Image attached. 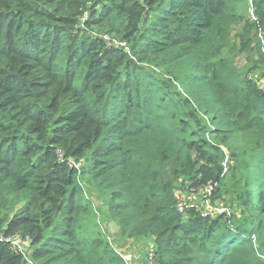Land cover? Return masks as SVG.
Here are the masks:
<instances>
[{"label":"trees","instance_id":"1","mask_svg":"<svg viewBox=\"0 0 264 264\" xmlns=\"http://www.w3.org/2000/svg\"><path fill=\"white\" fill-rule=\"evenodd\" d=\"M263 78L264 0H0V264H264ZM213 186L243 219L180 204Z\"/></svg>","mask_w":264,"mask_h":264},{"label":"rangeland","instance_id":"2","mask_svg":"<svg viewBox=\"0 0 264 264\" xmlns=\"http://www.w3.org/2000/svg\"><path fill=\"white\" fill-rule=\"evenodd\" d=\"M245 7H241L239 12L245 16V19H251L252 20V15L250 13V10L247 11ZM245 11H247L246 14ZM241 24L242 22L235 26L233 31H232V38L235 36L237 32L240 31L241 29ZM91 36L93 37H100L102 38L106 44H111V45H118L121 44L119 36L116 34H109L106 33L99 35L97 29H95V32H91ZM230 61L232 64L238 68H244L246 69L245 66V57L244 56H238L237 53H233L230 55ZM258 74V72H251L252 76H255ZM227 159L224 161L223 165H227ZM217 187H209L206 189L203 188H184V190H180L177 193L178 198L181 201V205L183 206H188V207H199L205 211V213L216 216L221 214L222 212H225L228 217L233 216L236 218L243 219L244 218V213L246 212L244 208H241L239 206V202L236 199V197L232 196L230 194L231 190L226 186L222 187L221 189L217 190ZM217 191H219L217 193ZM215 192V194H213ZM85 193H93L96 195V193L93 191L92 188L88 191L86 190ZM93 201L96 205V208L99 209L98 213H95L96 217V224H98L99 227L102 229L108 228V224L110 220L107 217V207L104 205L102 201H99L97 199L93 198ZM24 202H21L19 205H17L13 210H12V204L10 199H0V213L1 214H8L10 215L9 218H11L14 215V211L20 209L23 206ZM110 232V231H109ZM118 233V232H116ZM115 233V234H116ZM113 234V235H115ZM109 242L114 246L116 249L118 248L119 250L120 247L118 246L119 244L127 249V255L131 258L129 262L127 261V264H147L150 262L153 263V256L151 252L154 250L153 248V241L152 240H146V239H127V238H108ZM20 245L24 247V244L19 241ZM120 253V251H119ZM125 259V258H124Z\"/></svg>","mask_w":264,"mask_h":264},{"label":"built area","instance_id":"3","mask_svg":"<svg viewBox=\"0 0 264 264\" xmlns=\"http://www.w3.org/2000/svg\"><path fill=\"white\" fill-rule=\"evenodd\" d=\"M250 79H251V77H249ZM258 86H259V88L260 89H262V90H264V78L261 80V81H259V83H258ZM201 211H202V214L203 215H210V214H207V213H205V211L203 210V209H201ZM223 213V212H222ZM19 241H21L24 245L28 242V240H22L21 238H19V239H17V240H15V245H17L18 246V248H19V250H23L20 246H19ZM151 254H152V256L154 257V250L151 252ZM153 263H151L150 262V259H149V263H147V264H156V262L154 261V258H153Z\"/></svg>","mask_w":264,"mask_h":264},{"label":"crops","instance_id":"4","mask_svg":"<svg viewBox=\"0 0 264 264\" xmlns=\"http://www.w3.org/2000/svg\"><path fill=\"white\" fill-rule=\"evenodd\" d=\"M119 247H120V249L121 250H119L118 248L116 249L118 252L120 251V254L123 256V258H125V260L126 261H128L129 262V260L131 259L127 254V249L126 248H124V247H122L120 244L118 245ZM153 248H155L154 247V244H153ZM132 264V263H131Z\"/></svg>","mask_w":264,"mask_h":264},{"label":"water","instance_id":"5","mask_svg":"<svg viewBox=\"0 0 264 264\" xmlns=\"http://www.w3.org/2000/svg\"><path fill=\"white\" fill-rule=\"evenodd\" d=\"M108 229L110 231L111 234H115L116 232L119 231V227L117 226V224L113 221H110L108 224Z\"/></svg>","mask_w":264,"mask_h":264}]
</instances>
